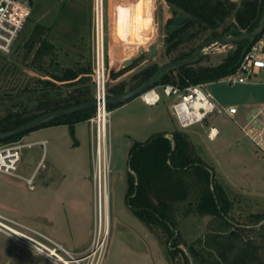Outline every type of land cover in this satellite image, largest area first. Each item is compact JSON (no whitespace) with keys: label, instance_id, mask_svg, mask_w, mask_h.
<instances>
[{"label":"rangeland","instance_id":"rangeland-1","mask_svg":"<svg viewBox=\"0 0 264 264\" xmlns=\"http://www.w3.org/2000/svg\"><path fill=\"white\" fill-rule=\"evenodd\" d=\"M152 3L148 9H145L139 14L137 11L131 12L128 19V31L123 34V27L126 28V20L122 19V14L126 11H132L133 3L121 2V0H101L102 3V24H103V40L104 47L107 49V42L111 41L110 55L115 53V61H111V71L120 70V58L118 55L122 51H126L121 41L126 38L132 39L133 30L135 31V39L130 45L131 49L128 52L129 56H133L140 48L148 52V46L151 43L158 45V50L155 55L156 64L162 66L171 62L181 53L187 52L191 48H197L208 32L196 33V28L191 31L192 35L185 38L188 42L178 46L176 49L166 52V43L164 41V29L172 18L170 6L164 0H151ZM240 1L237 2L239 4ZM100 0H98L99 6ZM136 6V4H135ZM50 13L47 15L46 11ZM96 0H35L33 8L28 20L23 29L19 33L18 38L14 42L11 52L7 55H0V114H5L8 110H16L15 97L24 87H28L29 82L38 78L46 80V76L50 77L51 72L55 69L60 71L63 66L72 65L78 62L77 57L64 59V50L55 51L52 57L48 55L44 64L43 70H39L37 65L31 63L32 54L25 56V45L30 39V32L36 18L40 13H45V17L40 21L46 26L62 30L64 28L80 30L81 35H85L84 52H79L78 55L84 57L82 64L90 62L91 46L95 32V12ZM177 9H175V12ZM233 22L232 17L227 18L220 26L221 28ZM98 20V25H99ZM118 29L123 35H112L111 30ZM122 30V31H121ZM188 32V33H189ZM240 32L245 33L240 30ZM227 38H236L238 35L225 34ZM150 37L148 40L147 38ZM222 37V36H220ZM264 45V35L258 40ZM257 41V42H258ZM61 44L58 45L60 48ZM210 46V45H209ZM221 44H214L207 53H200L198 60L191 65L192 68L198 67H213L220 64L225 56L232 53L236 48L235 44H227L224 47ZM219 49L220 52L216 51ZM224 48V49H223ZM50 57V58H49ZM113 57V56H112ZM146 56L141 57L144 59ZM108 62V54L106 55ZM55 63V64H54ZM79 63V62H78ZM144 64H138L134 71L129 75L120 79H112L109 71L107 77L108 94L109 90L115 88L118 84H123L127 91L135 82L133 77L142 70ZM108 68V63H107ZM92 71V66H91ZM115 71V72H116ZM178 70L173 71L172 76L176 77ZM253 83V84H251ZM158 86V87H157ZM179 86V85H178ZM45 88L42 84L41 88ZM161 92V115L159 127L161 131L172 132L179 129V125L173 115L170 105L175 101V96H165L162 93L160 85H156ZM208 92L212 94L217 103L222 106L235 105L238 113L234 119L226 115L210 116L206 122L195 124L185 130L195 148L197 156L201 161L213 170L214 178L222 184V188L230 201V210L226 218L231 222L227 228H221L222 220L213 215L199 216L189 210L187 203L177 205L175 215V240L166 241L165 234L160 230H152L140 221L133 212L128 208L125 202V194L127 190V160L128 152L132 143L140 140L142 135L146 134L148 127L146 125H138L140 134L136 137L134 126L125 125L123 128L116 126L117 119L127 117L131 109H122L115 111L110 115L109 125V140H110V173L108 176V238L105 249V255L101 264H185L184 259L178 249H181L187 256L189 264H196L194 256L188 252V246L194 248L204 256V244L209 234L226 235L232 239L235 232L239 231V226L245 225L250 227L252 223L250 219L253 214H264V156L260 154L254 146L245 139L240 138L239 125H245L247 115L257 106L264 103V68L259 74H253L248 78V83H227L224 80L213 81L205 85ZM129 93V92H126ZM124 93V94H126ZM11 96L5 98L3 96ZM27 105V104H26ZM36 106L31 110L35 111ZM84 126H87L84 124ZM214 126L217 128V135L210 138L209 128ZM141 132V133H140ZM170 137V135H167ZM22 137V136H21ZM21 137L15 141L21 142ZM42 144H36L31 148H24L21 151V161L24 168L29 167L28 158L26 156H42L44 164H49L54 156L67 157L72 153L69 151L67 143L61 142L59 150L51 148V141L48 136L41 135L37 138L46 139ZM63 137L61 138V140ZM25 139L24 141H26ZM57 150V151H56ZM81 156V152L79 153ZM90 157V171L92 172V160ZM66 160V159H65ZM57 170H67L68 165L71 168H77L74 162L63 164V161L57 162ZM18 173H23L22 167L17 169ZM8 183L13 182L11 178L5 179ZM74 182L75 180H71ZM7 182L1 186L4 205L7 210L3 213L11 218L18 219L15 215L12 201V189ZM70 182V181H69ZM68 181L64 184L59 181V178L54 179V190L56 195L51 205L49 202V213L47 211H39L35 219L37 222L45 224L54 221L67 220L71 216V212L67 210L66 203H69L68 196L65 191L61 190L67 187ZM67 189V188H66ZM94 194V190L92 192ZM95 195V194H94ZM95 198V196H94ZM94 198L91 199V209L89 222L91 227V235L97 222V207H95V222H94ZM96 206V203H95ZM52 207V209H51ZM188 212L184 215L181 213ZM87 214V213H86ZM52 218H48V216ZM51 225V223H50ZM52 226V225H51ZM258 228V226L256 227ZM39 230L47 235L46 228ZM242 232V231H241ZM243 240H251V243L256 244L258 241L254 234L242 232ZM50 236V235H49ZM51 237V236H50ZM92 238V236H91ZM177 243V244H176ZM176 244V245H174ZM173 252L172 254H169Z\"/></svg>","mask_w":264,"mask_h":264},{"label":"trees","instance_id":"trees-1","mask_svg":"<svg viewBox=\"0 0 264 264\" xmlns=\"http://www.w3.org/2000/svg\"><path fill=\"white\" fill-rule=\"evenodd\" d=\"M165 1L170 7L187 15V20L181 30L166 39V52L176 49L179 44L182 45L188 42L189 40L185 39L184 35L193 28H196V33L208 32L204 39L210 36L220 37L224 34L238 35L240 30L251 33L257 28L264 7V0H240L239 4L231 0ZM230 17H232L233 22L218 31L224 21ZM263 35L256 38L254 42L236 43L234 51L227 54L217 66L192 68L191 65L195 61L174 70L165 71L154 79L151 88L165 84H177L180 88H183L190 84L220 80L235 71L241 55L260 40ZM33 46L34 41L29 40L25 45L23 58L31 54ZM194 50V48H191L172 61L190 56ZM49 52L48 44L44 41L40 42L39 47L32 56L31 63L37 65L39 70H43L42 65ZM139 60L141 58L134 63ZM159 68L160 66L154 63L140 70L133 77L134 84L127 91L124 85L120 83L109 90L108 96H118L134 90ZM129 69L130 67L113 72L111 78L117 79ZM175 70H178L176 77L172 76ZM73 76H75V72L70 69L51 73V77L57 81L70 79ZM46 84L45 82L44 85ZM44 90L37 93L27 86L21 89L15 97L16 110H8L5 114H0V132L12 130L45 112L91 100L88 96L49 97ZM3 96L11 98V96H5V94ZM19 97H24V100L20 101ZM34 100L38 101L35 111L21 110ZM124 103L109 105L108 109L112 110ZM91 113L92 109L75 112L63 117L49 118L39 128L47 125H71L86 121ZM26 133L28 132L10 137L0 141V143L15 141ZM169 135L170 137L167 136V133H156L145 141H134L130 146L125 194V202L128 208L152 230L160 229L165 234L166 243L175 240L177 205L183 203L191 205L187 211L196 213L199 216H216L222 220L221 228L229 227L231 222L226 218V215L231 207L230 201L222 188V184L215 180L213 170L197 156L186 132L178 129L172 131ZM186 213L188 212L185 211L181 214ZM263 220L264 214H253L250 219L252 222L250 227L246 228L245 225L247 224L239 226L240 232H235L232 239L218 233L209 234L203 247L204 256H194L196 264H264V223L260 224ZM257 226L258 228H256ZM241 231L254 234L258 242L256 244L251 243L249 247L246 246ZM176 251L182 255L185 264H189L184 252L181 249ZM169 254L173 255V252L169 250Z\"/></svg>","mask_w":264,"mask_h":264},{"label":"crops","instance_id":"crops-1","mask_svg":"<svg viewBox=\"0 0 264 264\" xmlns=\"http://www.w3.org/2000/svg\"><path fill=\"white\" fill-rule=\"evenodd\" d=\"M233 2H238L240 0H231ZM33 8V5H32ZM133 10V6L131 8ZM32 12V10H31ZM132 11H126L125 14H122V19L128 21L131 16ZM50 13L49 10L46 11L48 15ZM31 14V13H30ZM45 17V13H40V15L36 18L35 23L30 32L29 40L34 41V46L32 51H36L39 47L40 42L44 41L48 44L49 47V55L51 53H55V51H60V49L64 50V59L66 57L73 58L77 57L78 62H75L72 65L63 66L60 70L70 69L72 72H75V76L70 79H65L63 81H57L54 78L46 76V80L44 79H35L29 82V89L35 90L37 93L44 90L42 84L45 82L46 93L49 97H67V96H79L84 97L88 96L92 100L93 96V86H92V76H91V66H92V58L93 54H91L90 62L82 64L84 61V57L79 56V52H84V44L85 35H81L80 30L76 29H68L64 28L62 30H56L50 26L44 25L40 22ZM123 34L128 31V22L126 23V28ZM122 31V30H121ZM113 36L117 38L119 35H123L119 33L118 29L111 30ZM119 38V37H118ZM117 38V39H118ZM28 40V41H29ZM119 40V39H118ZM122 42V41H121ZM61 44L60 48L58 45ZM123 46L126 47V51H122L121 54L118 55L120 58V65L130 58L128 52H130L131 46L133 43H124ZM93 45L94 40H92L91 53H93ZM105 45V44H104ZM111 41L107 42L104 47L106 55L108 54V74L109 71L112 74L116 70H112L111 61H115V53L112 56L109 53L110 51ZM158 50V45H157ZM33 52V54H34ZM32 54V56H33ZM54 54L51 55V57ZM50 58V57H49ZM156 58L153 56L152 58L145 57L144 59L137 61V63H133L130 66V69L119 76L117 79L121 77L129 75L132 71H134L141 63L144 64V68H147L154 63L156 64ZM107 61V60H106ZM55 64V63H54ZM161 67V66H160ZM142 69V70H143ZM56 70L54 69L53 72ZM139 72V71H138ZM261 70L258 72V74ZM52 73V72H51ZM122 79V78H121ZM222 80V79H220ZM217 80V81H220ZM210 83V82H209ZM248 83V82H247ZM52 84V86H51ZM208 84V83H206ZM253 84V83H251ZM158 87V86H157ZM155 86L154 91L155 94L158 95L159 100L155 103L146 102L141 97L134 98L114 109L111 110V115L117 111L122 109H131L127 114V117H120L117 119V125L120 128H123L126 124L134 126L136 137L140 134L138 132V125H146L148 127V132L142 135L141 141H145L151 135L156 133H167L168 131H161L159 127L160 123V113H161V92L158 91ZM155 97V96H154ZM20 101L24 100V97H19ZM235 106V105H229ZM238 113V112H237ZM86 124L87 126H84ZM217 129V128H216ZM139 133V132H138ZM141 133V132H140ZM219 133V132H218ZM46 135L50 138L51 148H55L59 150V146L64 141L67 143L69 151L72 153L68 155L66 158L61 157L59 155L52 157L51 163L44 164L42 161V156H26L29 167L25 168L21 166L22 161L20 159V163L17 169L22 167L23 173L16 172L15 175L6 174L0 172V213L5 215L3 212L7 210L4 205V198L1 191V186L4 182H7L5 179L11 178L13 182L8 183L10 189H12V201L14 202L13 210L15 215H18V219H15L39 232V228H46V232L48 233L46 236L54 240L55 242L63 245L68 251L73 253H81L86 250L91 241V227L90 222L88 221L90 218L91 209V199L94 198V194H92L94 190L93 181H92V172L90 171V126L87 121H81L77 123H73L71 125L68 124H60V125H47L35 130H32L21 137V142L25 144L24 148H31L36 144H40L41 141H45L46 139L37 138L41 135ZM63 139L61 140V138ZM27 139L26 141H24ZM138 141V140H136ZM140 141V140H139ZM56 150V151H57ZM81 152V156L80 153ZM66 159V160H65ZM60 160L64 163H72L77 164V168H71L69 165L67 170H57L56 163L60 162ZM27 164V163H26ZM59 178V181L62 184L65 181H70L67 184V189L64 188L61 191L66 193L68 196L69 203H66L67 210L71 212V216L67 220L63 221H54L51 220L45 224L38 223L35 219L36 214L39 211H47L49 213V202L51 205L54 201V197L56 195L55 190L53 189L55 186L54 179ZM31 179L29 182L28 180ZM75 180L72 182L71 180ZM53 206V205H52ZM94 222H95V198H94ZM52 209V207H51ZM87 213V214H86ZM7 216V215H5ZM9 217V216H8ZM11 218V217H10ZM48 218H52V216H48ZM51 223V225H50ZM42 233V232H41ZM44 234V233H43ZM51 237H50V236ZM0 264H53L44 256L36 253L31 248L22 245L12 237L0 232Z\"/></svg>","mask_w":264,"mask_h":264},{"label":"built area","instance_id":"built-area-1","mask_svg":"<svg viewBox=\"0 0 264 264\" xmlns=\"http://www.w3.org/2000/svg\"><path fill=\"white\" fill-rule=\"evenodd\" d=\"M35 0H0V55L11 52L12 46L30 16ZM95 32L92 58V86L94 107L86 120L90 126V155L92 160V181L97 222L90 244L81 253L68 251L45 234L0 213V232L12 237L24 246L44 256L53 264H101L105 255L108 238V176L110 173L109 125L111 110L108 109L107 77L108 68L103 40L102 3L96 0ZM98 20L100 27L98 25ZM243 31V30H242ZM216 43L205 47V54ZM220 44V43H218ZM224 47L227 44H221ZM224 49V48H223ZM216 51L220 52L217 48ZM264 68L263 42L258 41L240 57L235 71L222 78L227 83H247L248 78ZM206 83L190 84L180 88L177 84L160 85L165 96H175L170 105L179 129L185 130L195 124L203 123L210 116L226 115L234 119L238 112L236 106H222L205 88ZM154 87L142 96L146 102L155 104L159 97ZM149 95V99L145 98ZM155 96V97H154ZM240 138L248 140L264 156V103L254 108L248 115L245 125H239ZM209 137L216 136L217 129L209 128ZM45 141H41L43 145ZM25 144L19 141L0 143V172L15 175ZM29 182L31 179L28 180Z\"/></svg>","mask_w":264,"mask_h":264},{"label":"water","instance_id":"water-1","mask_svg":"<svg viewBox=\"0 0 264 264\" xmlns=\"http://www.w3.org/2000/svg\"><path fill=\"white\" fill-rule=\"evenodd\" d=\"M187 20V15L182 12L178 11L176 16L171 20L169 26L166 29V34H172L173 32L181 29L185 22ZM264 34V7H263V12L262 16L260 19V22L257 26V28L252 31L251 33H242L240 32L238 34V37L236 38H227L226 35L224 34L222 37L219 36H210L207 38L204 42H202L190 56L174 60L172 62H169L165 65H162L152 76H150L147 80H145L141 85H139L137 88L134 90L130 91L129 93L126 94H121L118 96H108L106 99L107 105H113L117 103H124L128 102L134 98L142 96L146 91H148L151 86L154 83V79L158 77L160 74H162L165 71L168 70H174L180 66L188 65L190 63H193L198 60V57L201 53V51L213 44V43H220V44H236V43H241L244 41H249V42H254L256 38H259ZM192 35V32L186 33L184 35V38H188V36ZM150 37L147 38V40ZM157 53V45L155 43H151L148 46V52H145L142 48H140L136 53L133 54L130 58L126 59L122 65L121 69H125L130 67L136 60L140 59L143 55L146 56L147 58H152L155 56ZM36 105H38V101L34 100L31 101L26 110L30 111L32 110ZM94 107V100H88L79 104H74L71 106L63 107V108H57L55 110H51L48 112H45L43 114H40L24 123L21 125L15 127L12 130L5 131V132H0V141L6 140L10 137L22 134L24 132H30L31 130H35L36 128H39L44 121H46L49 118H56V117H63L68 114H72L75 112L79 111H84V110H91ZM25 108H21V110H24ZM264 223V220L260 223ZM251 240L246 241V246L251 245ZM188 252L192 256H198L201 257V253L198 252L194 246L189 245L188 246Z\"/></svg>","mask_w":264,"mask_h":264},{"label":"flooded vegetation","instance_id":"flooded-vegetation-1","mask_svg":"<svg viewBox=\"0 0 264 264\" xmlns=\"http://www.w3.org/2000/svg\"><path fill=\"white\" fill-rule=\"evenodd\" d=\"M165 1V0H164ZM121 2H131V3H133V10H132V12H134V10L135 11H137V13L139 14V16H140V13H142L145 9H148L149 8V5L152 3V1L151 0H121ZM166 2V1H165ZM135 4H136V6H135ZM170 11L172 12V18L170 19V21H169V23L167 24V26L165 27V31H166V29H167V27L169 26V24H170V22H171V20L176 16V14H177V12H178V10L175 12V8H172V7H170ZM181 29H179V30H177V31H175V32H173L172 34H166V32L164 31V41H166V39H168V38H170L172 35H174V34H177L179 31H180ZM135 31H136V29L135 30H133V37H132V39H129V38H126V39H124L122 42H124V43H130V42H133L134 41V39H135ZM178 46H180V44L178 45ZM194 49H196V47L194 48ZM172 62V61H171ZM165 65V64H164ZM28 106V105H27ZM27 106H26V108H27ZM37 106V105H36ZM25 108V109H26ZM28 111V110H27ZM36 117V116H35Z\"/></svg>","mask_w":264,"mask_h":264},{"label":"bare ground","instance_id":"bare-ground-1","mask_svg":"<svg viewBox=\"0 0 264 264\" xmlns=\"http://www.w3.org/2000/svg\"><path fill=\"white\" fill-rule=\"evenodd\" d=\"M99 27H100V24H99ZM145 98L149 99V95L146 96ZM106 216H107V218H108V208H106Z\"/></svg>","mask_w":264,"mask_h":264}]
</instances>
